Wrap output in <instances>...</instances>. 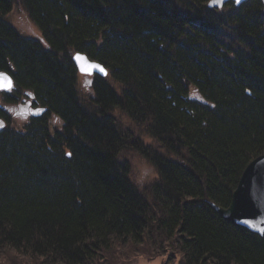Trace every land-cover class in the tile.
<instances>
[{"label": "trees", "instance_id": "obj_1", "mask_svg": "<svg viewBox=\"0 0 264 264\" xmlns=\"http://www.w3.org/2000/svg\"><path fill=\"white\" fill-rule=\"evenodd\" d=\"M208 1L22 0L37 39L0 0V71L15 83L3 99L30 91L44 109L16 128L0 106V263L93 264L120 242L160 239L179 264H264V236L213 208L264 154V6ZM76 51L108 70L90 97ZM119 111L157 147L123 131ZM128 149L155 167L146 188Z\"/></svg>", "mask_w": 264, "mask_h": 264}, {"label": "rangeland", "instance_id": "obj_2", "mask_svg": "<svg viewBox=\"0 0 264 264\" xmlns=\"http://www.w3.org/2000/svg\"><path fill=\"white\" fill-rule=\"evenodd\" d=\"M6 19L14 25V27L22 34L28 37L41 38L40 31L34 21L30 18L28 11L22 1L16 0L13 10L6 16ZM80 94L91 96L90 85L92 83L91 78L87 75L80 74L78 77ZM23 92L14 102H6L3 98V93L0 92V104L4 105V109L10 116L11 122L8 123L11 126L23 128L24 123L27 120V115L37 114V110H31L21 104L19 101L26 100L30 101L32 95L29 91ZM10 93H14L10 91ZM85 96V97H87ZM32 105V104H31ZM38 106V105H37ZM119 118V124L123 131L130 133L128 130L134 131L132 140L134 137L139 139V144L148 146L149 148L157 147L154 139L150 137L147 133H141V127L128 117L121 113H117ZM54 119V118H52ZM52 127H58L59 124L52 120ZM145 131V130H144ZM126 133V135H128ZM134 143L136 140H134ZM126 158L129 160L131 169V179L134 183L141 188H146L148 183L156 177V171L154 170V165L151 164L144 156H142L137 150L128 149L124 153ZM160 239L152 241H144L142 243L134 244L129 242H123L112 246V248L106 252L103 258H96L93 264H179L180 254L175 251L170 246H167V242L161 241L157 243ZM13 255V254H12ZM92 263V262H90ZM87 263V264H90ZM3 264V263H0ZM26 264H42L35 261H26Z\"/></svg>", "mask_w": 264, "mask_h": 264}, {"label": "water", "instance_id": "obj_3", "mask_svg": "<svg viewBox=\"0 0 264 264\" xmlns=\"http://www.w3.org/2000/svg\"><path fill=\"white\" fill-rule=\"evenodd\" d=\"M229 1H234L236 5H240L247 0H209L210 8H222ZM264 5V0H261ZM79 55L82 59L77 60ZM73 61L80 73L93 75L99 74L103 77L106 75L100 73L93 65L101 66L106 73L108 70L101 63L92 60L83 52L77 51L73 55ZM83 69V70H82ZM0 90H9L13 87L14 80L8 73L0 72ZM264 204V154L255 157L244 169L237 189L234 191L231 205L228 208H222L215 203L213 206L225 218L232 222L251 227L259 232H264V223L258 221L261 214V207Z\"/></svg>", "mask_w": 264, "mask_h": 264}, {"label": "bare ground", "instance_id": "obj_4", "mask_svg": "<svg viewBox=\"0 0 264 264\" xmlns=\"http://www.w3.org/2000/svg\"><path fill=\"white\" fill-rule=\"evenodd\" d=\"M20 1H22V0H20ZM15 2H16V0H12V9L10 10V12L13 10V6H14V4H15ZM9 12V13H10ZM8 13V14H9ZM9 22V21H8ZM10 23V22H9ZM11 25H13L12 23H10ZM14 26V25H13ZM81 52V51H80ZM84 53V52H83ZM100 63V62H99ZM102 64V63H101ZM103 65V64H102ZM104 66V65H103ZM105 67V66H104ZM0 72H4V73H8V72H6V71H0ZM9 75H11L10 73H8ZM107 75H108V73H107ZM12 76V75H11ZM103 77V76H102ZM106 77V76H105ZM105 77H103V78H105ZM13 78V77H12ZM107 83V82H106ZM92 84H93V81H92ZM92 84H91V86H90V88H91V92L90 93H92L93 92V90H92ZM77 90H78V92L79 93H81L80 92V89H79V83H78V81H77ZM80 95H82V94H80ZM83 97H85V96H87V95H82ZM86 98V97H85ZM141 133L142 134H145V131H144V128L142 127L141 128ZM251 162V161H250ZM135 184V183H134ZM238 185V184H237ZM237 189V186L235 187V189H234V191ZM234 191H233V193H232V198H231V201H232V199H233V194H234ZM214 204V203H213ZM216 205H218V204H216ZM230 205H231V202H230V204L227 206V207H222V206H220V205H218V206H220V207H222V208H228V207H230ZM213 208L215 209V207L213 206ZM216 210V209H215ZM217 211V210H216ZM218 212V211H217ZM219 213V212H218ZM220 214V213H219ZM223 218H225L222 214H220ZM227 221H229V222H231V223H234V224H236V225H238V226H240V227H243V228H245L246 230H248V231H250V232H252V233H255V234H257V235H259V236H261V237H263L264 236V232H259V231H257V230H254V229H252L251 227H247V226H245V225H242V224H239V223H237V222H232V221H230V220H228L227 218H225ZM258 221L259 222H263L264 223V204L262 205V207H261V214L259 215V217H258ZM264 226V225H263ZM181 258V257H180ZM180 260V259H179ZM208 261V260H207Z\"/></svg>", "mask_w": 264, "mask_h": 264}, {"label": "flooded vegetation", "instance_id": "obj_5", "mask_svg": "<svg viewBox=\"0 0 264 264\" xmlns=\"http://www.w3.org/2000/svg\"><path fill=\"white\" fill-rule=\"evenodd\" d=\"M19 104H21V105L24 104L25 107H27V108H29L31 110L35 109V110L38 111V113L36 115L30 114V112H29V114L27 115V120L24 123V126H26V124L29 123L33 117H37V116L43 115V108L41 106H36V105L32 106L31 105V104H33L32 100H30V101L21 100V101H19Z\"/></svg>", "mask_w": 264, "mask_h": 264}, {"label": "snow or ice", "instance_id": "obj_6", "mask_svg": "<svg viewBox=\"0 0 264 264\" xmlns=\"http://www.w3.org/2000/svg\"><path fill=\"white\" fill-rule=\"evenodd\" d=\"M240 2V0H237V3H239ZM76 59L77 60H80V59H82L79 55H77V57H76ZM93 67L94 68H96L100 73H103V74H107L106 73V71L101 67V66H99V65H93ZM83 70V69H82ZM0 75H2V74H0ZM70 155V154H69Z\"/></svg>", "mask_w": 264, "mask_h": 264}]
</instances>
